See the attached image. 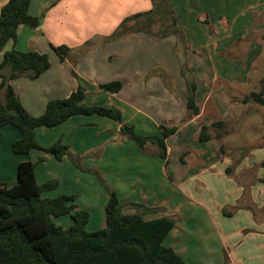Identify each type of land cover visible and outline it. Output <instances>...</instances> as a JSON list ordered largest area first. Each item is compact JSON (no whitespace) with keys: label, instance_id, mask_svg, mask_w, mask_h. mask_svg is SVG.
<instances>
[{"label":"crops","instance_id":"obj_1","mask_svg":"<svg viewBox=\"0 0 264 264\" xmlns=\"http://www.w3.org/2000/svg\"><path fill=\"white\" fill-rule=\"evenodd\" d=\"M99 1L30 0L28 12L39 17V23L18 25L15 39L5 43L6 51L45 53L50 65L35 78L18 76L9 83L32 115H40L48 100L64 98L80 85L86 105L118 109L122 123L140 135L159 134V125L175 126L165 139L166 158L159 156L155 144L147 146L148 142L139 149L121 134L120 123L97 114L71 115L59 124L34 130L40 146L60 139L80 158V168L67 155L56 159L38 149L13 154L10 144L20 132L6 124L0 127V183L17 182L19 161L35 162L37 183L55 182L41 196L74 194L76 206L89 214L86 227L90 225L92 231L104 227L108 198L105 186L92 173L98 172L123 212L132 213L128 204L136 202L161 208L145 219L174 220L163 244L172 247L185 264H221L222 250L228 264H264V188L247 159L254 143L237 147L231 137L238 131L254 133L256 104L241 99L264 77H254L257 65H264V0H169L173 30L164 35L129 31L116 37L110 35L125 17L146 12L154 4L151 0ZM6 2L0 0V9ZM66 18L77 19L84 28L72 36L71 43L60 39ZM50 44H66L70 51L61 61ZM110 81L121 83L117 92L100 88ZM189 95L198 108L196 114L186 107ZM215 121L225 126H211ZM203 125L211 136L206 141L198 139ZM260 131L261 125L262 139ZM237 149L243 151L241 157H232ZM235 217H239L237 224L229 232ZM220 228L228 233L220 235ZM243 229L248 232L238 236Z\"/></svg>","mask_w":264,"mask_h":264},{"label":"trees","instance_id":"obj_2","mask_svg":"<svg viewBox=\"0 0 264 264\" xmlns=\"http://www.w3.org/2000/svg\"><path fill=\"white\" fill-rule=\"evenodd\" d=\"M153 8L125 17L112 32L116 37L129 31L146 30L155 22V15L166 19L175 18L168 7V0H151ZM162 2V5H156ZM166 2V5H165ZM30 0H7L0 9V52L8 40H14L18 25L36 27L39 17L28 12ZM130 23V24H129ZM169 28V27H168ZM171 31V30H170ZM164 31L162 34H166ZM51 49L62 61L70 48L64 44L52 45ZM45 53L34 50L4 51L0 61V127L12 125L20 136L11 142L13 154H26L31 149L50 153L56 159L67 155L79 168V157L68 151L66 144L57 139L47 147L40 146L34 130L37 126L50 127L63 122L71 115L97 114L120 123V132L132 140L139 149L150 142L158 147V154L166 158L165 139L172 135L176 127L159 125V134L140 135L134 127L122 123L121 113L114 107L86 105L83 102L84 89L78 85L64 98H54L46 102L40 115L30 114L20 102L9 81L18 76L35 78L49 67ZM6 69L7 73L1 70ZM121 87L119 81L100 85L103 90L115 93ZM264 77L259 80L258 89L249 92L241 99L243 103L253 102L264 106ZM186 107L196 114L191 95ZM264 139V112L262 113ZM211 126L222 128V121ZM220 133L215 136L219 138ZM1 136V131H0ZM211 136L207 126H201L198 139L206 141ZM223 151V147L220 148ZM39 157L38 161H42ZM35 162L19 161L16 168L17 182L11 186L0 183V264H185L181 256L163 239L172 229L174 220L168 216L145 219L146 214L157 213L160 207H148L141 203H129L134 211L123 212L113 190L107 188L98 172L92 173L104 185L108 198L104 204V227L89 231L86 229L89 214L75 204V195L62 193L55 197H42L43 189L55 186L51 181L38 184L34 175ZM231 169L227 168L226 171ZM85 170V169H84ZM230 215V213H227ZM67 215L70 223L60 225L55 218Z\"/></svg>","mask_w":264,"mask_h":264},{"label":"rangeland","instance_id":"obj_3","mask_svg":"<svg viewBox=\"0 0 264 264\" xmlns=\"http://www.w3.org/2000/svg\"><path fill=\"white\" fill-rule=\"evenodd\" d=\"M95 2H100V1L95 0ZM168 2H169V0H168ZM191 2H199V0H191ZM201 2H204V1H201ZM156 5L164 6L162 2H156ZM165 5H166V2H165ZM181 8L184 11L187 10L186 6H182ZM155 16H156L154 18L155 22H153L152 24H150L148 26H149V29L151 31H153L154 33H156L157 35L162 34L164 31H170V30H173L175 28V26L171 23V16L170 15H169V18L167 17L166 19H162V20H161V18H159V15L158 16L155 15ZM66 20H68V21L63 20V22H62L63 27H62V30L60 31V34H61L60 39H62L66 43L67 42L71 43L72 36L79 34V33H82L84 31V28L79 26L77 19H75V21H71V20L66 18ZM53 32H54V30H53ZM5 46H6V44L3 46L2 50H1L2 53L4 51H6ZM1 52H0V56L2 57ZM263 76H264V65L263 64L257 65L255 72H254V77L257 79L258 77H263ZM255 83H256L255 88L253 90L258 89L259 81L258 82L255 81ZM263 96H264V94H263ZM254 109H255V115H254V119H253L255 122L254 123V129H253L254 133L251 132L250 134H244V133L238 131V132L232 134L231 137L233 140L232 143H235L237 147L238 146L242 147V145H246V143L253 140L254 148H253V150H251L252 153H250L251 158L247 157V159H249L248 160L249 163L253 165L251 173L254 174L256 177L260 178V180H258V183H260L261 188H264V139L260 138V133H259V126L260 125H261V131L263 132V122L261 119V114L264 112V106L256 104L254 106ZM226 126H227V128L232 130L230 125H226ZM144 129H146V128H144ZM134 131H135V128H134ZM156 135H158V134H156ZM150 144H152V143L149 142V144H147V146H150ZM233 151H234L235 155L232 157H241V155H239V154L243 152L242 150H238V149L233 150ZM145 153L149 154L147 152H145ZM196 185H199V184L196 183ZM220 195H221L220 200L224 201L225 196L222 194H220ZM93 203H96V201ZM93 213H94L93 211L90 212V215L92 214L91 215L92 222L95 221V218L93 217ZM238 218L239 217H235L234 221L229 222V232L233 231L230 229H232V226L237 224L236 222H237ZM55 221L57 223H59L60 225H63V226H66L70 223V219L67 215L61 216L59 218H55ZM86 229L90 230V225H88V227H86ZM203 229L205 230V229H207V227H204ZM247 232H248L247 230L243 229L240 231L238 236H241ZM201 233L203 234L204 232H201ZM219 233H220V235H223V234L228 233V232H227V230L220 228ZM232 233H234V232L227 234V237H228V235H231ZM198 235H200V234H198ZM209 235H210V233H208V235H206V237H209ZM221 252H222L221 264H228L227 260L225 259V255H227V253L224 250L220 251V253ZM207 264H210V263H207Z\"/></svg>","mask_w":264,"mask_h":264}]
</instances>
